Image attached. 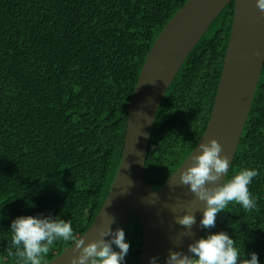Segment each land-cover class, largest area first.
<instances>
[{"label": "trees", "instance_id": "trees-1", "mask_svg": "<svg viewBox=\"0 0 264 264\" xmlns=\"http://www.w3.org/2000/svg\"><path fill=\"white\" fill-rule=\"evenodd\" d=\"M185 2L0 0V264H17L8 248L18 216L70 221L78 237L89 227L118 167L141 66ZM233 6L229 1L211 22L159 105L144 163L154 189L206 128ZM244 168L259 172L248 186L256 209L230 203L200 237L225 232L242 258L255 252L264 264V70L225 179ZM123 230L130 244L123 264H137L141 232L134 216ZM71 244L55 241L46 263Z\"/></svg>", "mask_w": 264, "mask_h": 264}, {"label": "water", "instance_id": "water-1", "mask_svg": "<svg viewBox=\"0 0 264 264\" xmlns=\"http://www.w3.org/2000/svg\"><path fill=\"white\" fill-rule=\"evenodd\" d=\"M231 0H186L157 35L141 66L127 109L123 146L110 189L89 227L79 236L86 242L96 238V229L114 217L111 228L124 229L134 216L139 224L141 243L137 264H165L170 250L187 253V245L200 238L203 203L195 201L186 186L179 183V171L199 144L215 138L232 163L248 117L251 102L264 70V16L255 0H233V14L211 112L206 128L195 147L159 189L144 176V163L155 116L164 94L178 69L220 11ZM259 52L260 55H256ZM229 170V169H228ZM152 193L158 197L152 203ZM193 201L196 223L191 237H176L183 230L165 204L182 205ZM177 215L180 213H176ZM73 244L46 264H70ZM190 255V253H188Z\"/></svg>", "mask_w": 264, "mask_h": 264}, {"label": "clouds", "instance_id": "clouds-1", "mask_svg": "<svg viewBox=\"0 0 264 264\" xmlns=\"http://www.w3.org/2000/svg\"><path fill=\"white\" fill-rule=\"evenodd\" d=\"M261 16H264V0H255ZM256 55H260L259 52ZM229 158L223 154L222 145L215 139L199 144V150L192 152L187 165L179 171V183L170 187L186 186L195 201L203 203L200 227H215L218 213L227 209L230 203H238L245 212L256 209V200L250 194L249 185L259 175L257 169L244 168L231 178L225 179L229 169ZM155 203L158 197L152 193ZM193 201L185 204H165L173 214L174 222L182 226L176 237V244L183 237L193 235L191 229L196 223L192 210ZM180 213V214H176ZM106 220L96 229V238L86 242L84 237L74 234L70 221L49 217L18 216L11 222V246L8 256L17 264H46L45 257L55 241H71L73 244L70 264H123L129 252L122 228H111L114 217L105 212ZM115 246V248L113 247ZM14 249V250H13ZM118 249V251L116 250ZM190 253V255L188 254ZM158 257H150L149 264H157ZM165 264H259L255 252L244 259L234 239L225 232L209 233L187 245V253L170 250Z\"/></svg>", "mask_w": 264, "mask_h": 264}]
</instances>
